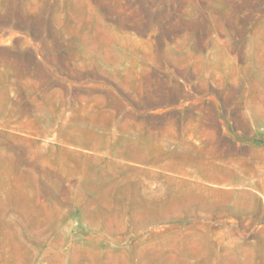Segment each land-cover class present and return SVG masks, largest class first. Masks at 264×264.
Returning a JSON list of instances; mask_svg holds the SVG:
<instances>
[{
	"label": "rangeland",
	"instance_id": "1",
	"mask_svg": "<svg viewBox=\"0 0 264 264\" xmlns=\"http://www.w3.org/2000/svg\"><path fill=\"white\" fill-rule=\"evenodd\" d=\"M0 264H264V0H0Z\"/></svg>",
	"mask_w": 264,
	"mask_h": 264
}]
</instances>
